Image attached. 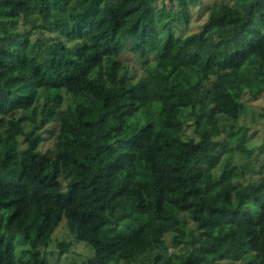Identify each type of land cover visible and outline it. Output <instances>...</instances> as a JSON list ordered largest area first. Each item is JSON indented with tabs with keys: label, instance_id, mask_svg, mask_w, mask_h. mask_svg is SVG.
I'll list each match as a JSON object with an SVG mask.
<instances>
[{
	"label": "trees",
	"instance_id": "obj_1",
	"mask_svg": "<svg viewBox=\"0 0 264 264\" xmlns=\"http://www.w3.org/2000/svg\"><path fill=\"white\" fill-rule=\"evenodd\" d=\"M202 1L0 0V264H50L63 219L92 264H264V162L242 123L264 96V0L177 35Z\"/></svg>",
	"mask_w": 264,
	"mask_h": 264
},
{
	"label": "rangeland",
	"instance_id": "obj_2",
	"mask_svg": "<svg viewBox=\"0 0 264 264\" xmlns=\"http://www.w3.org/2000/svg\"><path fill=\"white\" fill-rule=\"evenodd\" d=\"M232 0H203L202 3L192 8L190 22L188 25L178 24L174 27V30L177 35L183 36L187 33L196 32L200 25L206 19V12L211 6L231 2ZM161 4L159 5L158 11L156 13V18L159 26H163L167 21L173 18L174 15L167 12H162L160 10ZM49 38L50 36H45ZM118 64L122 68H127L128 74L133 76L136 82L144 84L147 81V77L142 68L141 62L138 61L136 56L132 53L125 51L117 59ZM244 103L246 107V114L242 121L249 129V136L251 144L254 147L253 156L258 155L260 162H264V96L260 97L258 100H252L248 97L244 98ZM20 113L16 115L19 117ZM56 128V123L49 124L46 129L54 131ZM192 134V127L186 128V135ZM45 138L42 142V150H47L53 148L55 143V138L53 133H47L44 135ZM139 174L143 175L144 171L139 168ZM166 178L183 180L179 175L174 173H164ZM224 193H222V196ZM65 219L61 221L57 230L52 235V240L46 247L39 248L40 252L47 256L50 264H92L90 258L93 254V251L83 242L77 241L73 237H68L64 229ZM63 238H69L73 243L72 249L63 253L59 252L57 242ZM116 239H119L117 237ZM168 241V237L166 238ZM12 241L14 243V257L15 259H26L29 257L27 250L30 249V243L24 239L20 234H15L12 236ZM243 261L233 262V261H224V264H242ZM111 264H121L120 261L114 262Z\"/></svg>",
	"mask_w": 264,
	"mask_h": 264
}]
</instances>
